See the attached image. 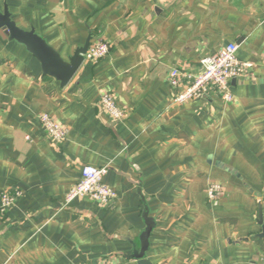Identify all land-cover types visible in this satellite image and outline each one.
I'll return each instance as SVG.
<instances>
[{"label":"crops","instance_id":"obj_1","mask_svg":"<svg viewBox=\"0 0 264 264\" xmlns=\"http://www.w3.org/2000/svg\"><path fill=\"white\" fill-rule=\"evenodd\" d=\"M63 59L91 37L109 54L86 60L64 88L0 30V193H19L0 220V264H264V0H0ZM251 63L215 91L173 103V68L228 44ZM91 46V45H90ZM112 93L125 118L100 107ZM67 127L61 144L39 115ZM106 168L113 205L66 202L84 166ZM222 186L218 201L210 184Z\"/></svg>","mask_w":264,"mask_h":264},{"label":"built area","instance_id":"obj_2","mask_svg":"<svg viewBox=\"0 0 264 264\" xmlns=\"http://www.w3.org/2000/svg\"><path fill=\"white\" fill-rule=\"evenodd\" d=\"M239 46L236 43L228 44L213 55L201 61L202 71L199 74H190L181 69L173 68L168 76V83L173 92V103L184 105L190 101L202 99L213 90L227 104L234 100L231 91V81L249 79L252 76L253 65L241 61L237 53ZM110 52V46L106 42L91 44L86 55V60L98 63ZM102 111L115 121L125 118V113L118 107L115 96L112 93L102 95L100 98ZM40 124L45 133L57 144L67 140L69 130L57 122L47 113L39 115ZM108 173L106 168H96L86 165L82 169L80 181L69 191L66 202L71 203L76 199H90L102 206L113 205L117 200L114 189L105 184L104 179ZM223 188L219 184L212 183L207 189V199L214 203L219 200ZM20 194H12L8 191L0 193V220L12 209L19 199ZM100 264H108L102 262Z\"/></svg>","mask_w":264,"mask_h":264},{"label":"water","instance_id":"obj_3","mask_svg":"<svg viewBox=\"0 0 264 264\" xmlns=\"http://www.w3.org/2000/svg\"><path fill=\"white\" fill-rule=\"evenodd\" d=\"M0 30H5L10 41H16L22 44L26 49L40 62L43 75L55 79L61 84V87H66L75 77L79 69L86 61V55L91 45V37L86 44L77 49L74 55L67 60L43 39L34 28L25 31L17 26L12 19L9 8L5 6L3 12H0ZM260 225H262V233L259 236L264 243V223L262 214H260ZM150 233L147 232L144 237V246L139 258L140 264H151L145 259V252L148 246Z\"/></svg>","mask_w":264,"mask_h":264}]
</instances>
